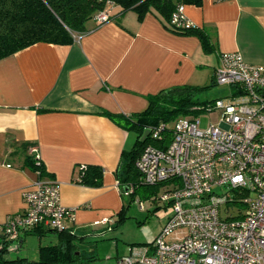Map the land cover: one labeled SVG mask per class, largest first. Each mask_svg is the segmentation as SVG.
Instances as JSON below:
<instances>
[{"label":"crops","instance_id":"0c3cea01","mask_svg":"<svg viewBox=\"0 0 264 264\" xmlns=\"http://www.w3.org/2000/svg\"><path fill=\"white\" fill-rule=\"evenodd\" d=\"M120 10L101 24L89 20L70 44L36 42L0 58V223L23 210V192L37 178L24 161L36 153L71 210L66 227L79 237L105 231L97 221L124 204L115 170L135 135L104 112L128 116L160 89L211 84L221 52L264 65V0L185 4L186 17L209 36L208 53L197 36L152 13L139 21ZM82 164L102 168L100 186L77 182Z\"/></svg>","mask_w":264,"mask_h":264},{"label":"built area","instance_id":"2783aa9c","mask_svg":"<svg viewBox=\"0 0 264 264\" xmlns=\"http://www.w3.org/2000/svg\"><path fill=\"white\" fill-rule=\"evenodd\" d=\"M184 11L179 3L170 13L171 29L196 27ZM108 19L106 11L95 17L97 24ZM213 80L238 90L206 106L219 111L218 122L201 128L198 117L180 116L164 147L147 145L136 158L141 182L160 184L158 199L172 213L150 243L129 246L117 264H264V65L239 51L221 52ZM164 126L147 129L160 139ZM23 201L22 211L0 223V235L11 241L37 226L61 230L71 218L59 183L45 176H37Z\"/></svg>","mask_w":264,"mask_h":264},{"label":"trees","instance_id":"16d2710c","mask_svg":"<svg viewBox=\"0 0 264 264\" xmlns=\"http://www.w3.org/2000/svg\"><path fill=\"white\" fill-rule=\"evenodd\" d=\"M179 3L200 5L202 0H0V58L36 42L70 44L74 40V35L87 30L86 23L89 20L95 21L99 12H108V20L115 18L110 13L114 6L121 8L120 13L128 10L134 11L139 21L145 14L152 13L160 17L165 25L167 22L168 26L170 13ZM172 30L176 33L197 36L206 53L213 49L208 34L202 29ZM212 84H215L214 80L208 85L183 84L160 89L148 95V104L143 111L128 116L104 112L118 125L135 135L133 146L122 151L115 170L121 189L131 184L134 189L130 193L134 194L142 186H155L156 188L161 186L160 184L142 183L140 173L134 164L135 160L145 146L152 145L162 148L170 141L175 119L205 111L206 106L214 99L203 101L200 100L198 94ZM237 91L235 86H231L232 93ZM161 123L165 126L160 139L148 134L144 141L140 140L145 129L157 127ZM24 162L31 166L34 172H38L37 176L46 175L41 159L35 158L34 155H27ZM102 173L100 166L84 165L79 169L76 179L82 185L96 187L102 184ZM125 216V205L123 204L112 223L105 225V230L111 231L118 227ZM50 232L56 234V243L39 245L35 258L20 255L14 258L8 257L11 249H18L19 240H23L25 234L35 233L43 236ZM83 239L84 237L75 235L68 227L55 230L45 226H37L20 234L16 243L0 237V244H2L0 264H85L92 262L95 260L94 256H84L78 251V242H83ZM118 257H115L114 264H117Z\"/></svg>","mask_w":264,"mask_h":264},{"label":"rangeland","instance_id":"374dc122","mask_svg":"<svg viewBox=\"0 0 264 264\" xmlns=\"http://www.w3.org/2000/svg\"><path fill=\"white\" fill-rule=\"evenodd\" d=\"M230 88L228 85L212 84L198 96L200 100L211 101L229 95ZM191 116L198 117L200 127L205 128L209 123H217L220 113L217 110H205ZM162 190V186H142L134 194L124 192L126 216L119 226L111 231L91 232L84 237L83 242H78V251L84 256L95 257V260L85 264H114L115 257L126 254L129 246L139 247L150 243L172 213L171 207L158 199ZM56 241L57 237L53 232L43 236L27 233L18 249L8 252V257L20 255L35 258L39 245L53 244Z\"/></svg>","mask_w":264,"mask_h":264},{"label":"water","instance_id":"95a60500","mask_svg":"<svg viewBox=\"0 0 264 264\" xmlns=\"http://www.w3.org/2000/svg\"><path fill=\"white\" fill-rule=\"evenodd\" d=\"M148 134H149V129H145L143 134L140 137V140L144 141ZM123 191L126 192L127 191V187H123ZM0 237H2V235H0Z\"/></svg>","mask_w":264,"mask_h":264}]
</instances>
